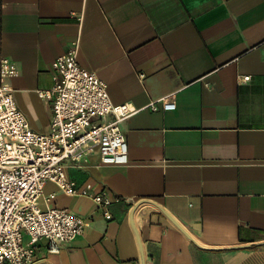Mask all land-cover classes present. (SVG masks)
<instances>
[{
  "label": "crops",
  "instance_id": "0c3cea01",
  "mask_svg": "<svg viewBox=\"0 0 264 264\" xmlns=\"http://www.w3.org/2000/svg\"><path fill=\"white\" fill-rule=\"evenodd\" d=\"M75 45L112 102L140 110L121 124L127 163L67 165L121 197L112 218L48 183L90 226L55 252L40 239L32 264H264V0H0V56L38 133L52 117L38 90ZM162 98L176 108H149Z\"/></svg>",
  "mask_w": 264,
  "mask_h": 264
},
{
  "label": "built area",
  "instance_id": "2783aa9c",
  "mask_svg": "<svg viewBox=\"0 0 264 264\" xmlns=\"http://www.w3.org/2000/svg\"><path fill=\"white\" fill-rule=\"evenodd\" d=\"M54 84L38 90L52 101L48 133L33 130L19 108L10 80L18 75L13 62L0 56V264H32L38 241L46 238L49 251L71 242L90 226V219L52 205L53 183L66 195L93 200L107 219L109 207L121 197L108 189L93 192L70 177L67 165L87 163L97 153L103 165L128 161V145L121 124L140 109L114 104L108 85L82 67L77 45L53 62ZM249 80L248 77H244ZM174 110L168 98L148 105L156 111Z\"/></svg>",
  "mask_w": 264,
  "mask_h": 264
},
{
  "label": "trees",
  "instance_id": "16d2710c",
  "mask_svg": "<svg viewBox=\"0 0 264 264\" xmlns=\"http://www.w3.org/2000/svg\"><path fill=\"white\" fill-rule=\"evenodd\" d=\"M241 232V231H240Z\"/></svg>",
  "mask_w": 264,
  "mask_h": 264
}]
</instances>
